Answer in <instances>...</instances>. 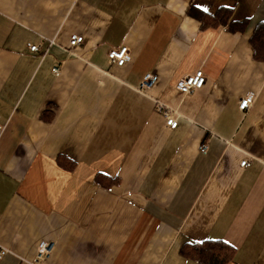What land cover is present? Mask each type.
<instances>
[{
	"label": "crops",
	"instance_id": "obj_1",
	"mask_svg": "<svg viewBox=\"0 0 264 264\" xmlns=\"http://www.w3.org/2000/svg\"><path fill=\"white\" fill-rule=\"evenodd\" d=\"M191 7L246 25L203 28ZM260 22L264 0H0V264H30L43 241L41 264H201L183 247L207 239L264 264ZM198 69L203 87L179 92Z\"/></svg>",
	"mask_w": 264,
	"mask_h": 264
},
{
	"label": "trees",
	"instance_id": "obj_2",
	"mask_svg": "<svg viewBox=\"0 0 264 264\" xmlns=\"http://www.w3.org/2000/svg\"><path fill=\"white\" fill-rule=\"evenodd\" d=\"M190 13L201 21L203 28L223 25L231 31H237L242 30L246 25L245 20L236 21L232 19V9L230 7H221L216 13H208L196 7H191ZM251 42L254 57L264 58V22H260L255 28L251 36ZM60 163L68 168L74 166L73 161L66 157H61ZM96 179L103 184L114 180L104 175H98ZM183 252L185 255L198 260L201 264H229L234 256L235 247L224 239H207L195 244H186L183 247Z\"/></svg>",
	"mask_w": 264,
	"mask_h": 264
},
{
	"label": "built area",
	"instance_id": "obj_3",
	"mask_svg": "<svg viewBox=\"0 0 264 264\" xmlns=\"http://www.w3.org/2000/svg\"><path fill=\"white\" fill-rule=\"evenodd\" d=\"M83 36L74 34L71 37V45L77 46L83 41ZM31 49L38 51V45H31ZM108 57L112 63L116 65H124L131 60L130 50L127 45H121L119 47L112 48L108 52ZM157 79V74L152 72L148 73L142 80L140 88L142 90L152 87ZM206 82V76L201 69H198L195 73L185 75L176 83V89L181 93H193L197 89L203 87ZM254 93L241 98L239 107L241 110H246L253 102ZM166 122L172 128H175L178 124L177 118L175 115H171L168 111L164 112ZM201 151L207 150V145L204 144L200 147ZM243 165L248 164L247 160L242 161ZM54 246V242L43 241L40 243L38 252L34 259L29 261L30 264H41V262L51 253ZM7 249H0V259L6 254Z\"/></svg>",
	"mask_w": 264,
	"mask_h": 264
}]
</instances>
